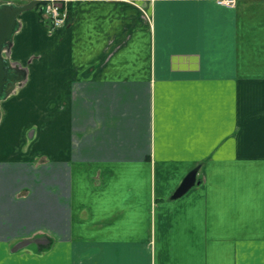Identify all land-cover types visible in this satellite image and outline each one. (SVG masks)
Returning <instances> with one entry per match:
<instances>
[{"label":"crops","instance_id":"0c3cea01","mask_svg":"<svg viewBox=\"0 0 264 264\" xmlns=\"http://www.w3.org/2000/svg\"><path fill=\"white\" fill-rule=\"evenodd\" d=\"M66 5L9 51L0 264H264V0Z\"/></svg>","mask_w":264,"mask_h":264},{"label":"water","instance_id":"95a60500","mask_svg":"<svg viewBox=\"0 0 264 264\" xmlns=\"http://www.w3.org/2000/svg\"><path fill=\"white\" fill-rule=\"evenodd\" d=\"M39 0L28 3L16 2L0 3V120L2 116V101L8 98L17 84L26 78V70L13 63L8 56L15 34L18 32L21 21L20 15L32 9ZM198 168L191 170L182 184L175 191L173 197H179L196 184Z\"/></svg>","mask_w":264,"mask_h":264},{"label":"built area","instance_id":"2783aa9c","mask_svg":"<svg viewBox=\"0 0 264 264\" xmlns=\"http://www.w3.org/2000/svg\"><path fill=\"white\" fill-rule=\"evenodd\" d=\"M217 3L228 7H235L238 0H216ZM45 14L49 21L50 30L59 28L67 19V6L65 2L52 0L45 7Z\"/></svg>","mask_w":264,"mask_h":264},{"label":"rangeland","instance_id":"374dc122","mask_svg":"<svg viewBox=\"0 0 264 264\" xmlns=\"http://www.w3.org/2000/svg\"><path fill=\"white\" fill-rule=\"evenodd\" d=\"M29 1L30 0H0V3H3V2H16L18 4H24V3H28ZM51 1L52 0H40L39 3H37V5L35 6L34 9L42 10ZM57 1H61V2H65L66 3V0H54V2H57ZM41 148H42V146H41ZM5 152L8 153L7 151H5Z\"/></svg>","mask_w":264,"mask_h":264}]
</instances>
